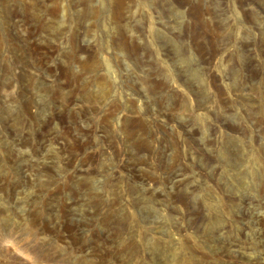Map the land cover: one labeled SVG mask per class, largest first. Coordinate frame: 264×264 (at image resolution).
<instances>
[{"label": "rangeland", "instance_id": "374dc122", "mask_svg": "<svg viewBox=\"0 0 264 264\" xmlns=\"http://www.w3.org/2000/svg\"><path fill=\"white\" fill-rule=\"evenodd\" d=\"M0 264H264V0H0Z\"/></svg>", "mask_w": 264, "mask_h": 264}]
</instances>
